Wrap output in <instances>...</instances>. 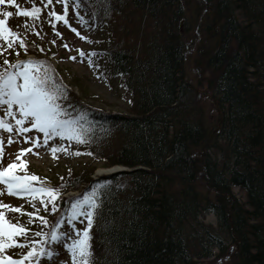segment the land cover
I'll return each instance as SVG.
<instances>
[{
	"label": "trees",
	"instance_id": "1",
	"mask_svg": "<svg viewBox=\"0 0 264 264\" xmlns=\"http://www.w3.org/2000/svg\"><path fill=\"white\" fill-rule=\"evenodd\" d=\"M185 2L87 0L78 10L72 6L87 22L80 20L85 27L102 23L110 12L118 13L124 23L136 24L137 13L146 21L142 49L138 43L128 46L114 40L97 51L108 60L106 73L127 76L126 88L132 94L128 115L107 113L76 97L62 74L40 58L39 52L47 49L41 46L43 37L58 41L57 29L63 26L48 18L54 2L47 9L41 0L5 5L4 11L14 13L5 19L21 33L24 53L36 54L35 61L43 62L40 71L48 69L63 86L66 98L58 103L69 113L65 118L78 120L85 130L89 142L69 141V148L74 146L79 156L104 167L128 169L93 178V168L57 180L52 185L59 189L55 213L40 206L23 209H40L32 217L31 233H50L76 199L106 184L91 230L93 264H196L231 248L233 264H264V0H200L201 7L193 13L199 17L204 7L197 63L204 66L202 73L211 75L206 80L213 117L200 107L198 93L185 76L186 42L179 26L192 18ZM34 6L42 7L38 20L16 15ZM149 19L157 22L158 32L148 30ZM33 39L40 40L42 51L30 47ZM47 53L56 54L50 47ZM235 188L244 192V201ZM68 191L78 193L61 196ZM207 214L215 216L216 226L203 222L201 216ZM40 216L48 220L47 226ZM28 219L20 218L23 223ZM32 239L38 251L54 245L44 235ZM45 261L41 258L40 264Z\"/></svg>",
	"mask_w": 264,
	"mask_h": 264
},
{
	"label": "snow or ice",
	"instance_id": "2",
	"mask_svg": "<svg viewBox=\"0 0 264 264\" xmlns=\"http://www.w3.org/2000/svg\"><path fill=\"white\" fill-rule=\"evenodd\" d=\"M56 2L62 4L63 14L56 13L53 8L48 12V18L50 21L54 18L55 21L67 25L69 4L73 6L74 10H78L81 4L86 3L87 0H56ZM100 2L103 4L104 0H100ZM6 3L19 7L16 0H0V6ZM41 4L43 9H47L49 5L53 4V0H41ZM42 7L34 6L31 10L20 11L16 15L29 17L32 21H36L42 12ZM77 15H79L78 11ZM92 15L94 16L96 13H92ZM13 16L12 11L0 9V67H3V70L0 71V113H2L0 115V186H3L0 187V196L8 195L24 198L28 204L35 208L36 205L33 201L37 200L40 194H46L48 202H40L44 203L45 211H48V203H51V211L55 213L59 210L55 203L59 196V189L49 187L41 181L40 177L34 174H27L28 164L22 157L32 153V148L21 149L15 153V160L10 161L6 166L4 165L5 156L10 155L4 151V133L9 134L6 141L8 146L12 143H19L18 137L20 136L24 137L25 143L31 141L34 147H46L49 141L55 138H59L61 141L68 139L69 141H75L77 144H86L89 141L78 120L65 118L69 116V113L58 103L60 99L66 98L62 91L63 86L55 80L48 69H45L44 72L40 71L43 62L18 60L12 63L7 59L8 49H12L16 56L20 55L19 51H16L17 46L27 49L24 40L20 38V34L8 27V21L5 18ZM80 20L87 23L83 20V17H80ZM23 27L30 30L32 25L24 24ZM53 27L55 28V24H53ZM72 30L76 31V29ZM81 39H84V37H81ZM80 55L84 56L85 53L81 52ZM92 55H96V53H92ZM72 59H75V57H72ZM33 130L43 134L42 143L39 137L24 135ZM13 132H15V136L12 135ZM48 150L53 158H57L56 154L58 152L72 156L82 154L80 152H70L62 144L53 146ZM33 154L39 155L38 153ZM20 171L25 172V175H18L17 173ZM35 181H40L41 186L35 187L33 184ZM105 187L106 184H98L91 192L82 198L76 199L71 204L68 214L62 215L56 224L52 225L50 233L42 231L31 233L29 226L33 222L32 217L40 209L37 208L35 213L24 212L23 206L5 204L0 200V264H25L26 261L28 264H33V262L34 264H40L41 258L52 261L54 257L60 255L57 249L43 246L38 251L34 246L37 242L32 239L33 235L37 237L47 236L49 238L47 243L63 247L70 255L71 264H93L91 230L97 210L100 209L103 203L101 195L102 189ZM29 197L31 199H28ZM7 213L19 215L9 217ZM25 215L29 218L27 223L20 220V217ZM81 217H83V220L80 219ZM39 220L45 226L49 223L43 216H40ZM74 221L80 223L87 221V223L81 230L76 228ZM65 222L70 226L69 230L58 232V227L63 226ZM15 249L20 251H12ZM25 249L28 250L24 251ZM10 252L11 254H9ZM59 264H65V262L60 261Z\"/></svg>",
	"mask_w": 264,
	"mask_h": 264
},
{
	"label": "rangeland",
	"instance_id": "3",
	"mask_svg": "<svg viewBox=\"0 0 264 264\" xmlns=\"http://www.w3.org/2000/svg\"><path fill=\"white\" fill-rule=\"evenodd\" d=\"M17 1V0H16ZM54 2L55 12L58 14H63V6L60 3H57L56 0ZM7 4V3H6ZM5 4V5H6ZM200 0H186V14L188 13V8L190 9V17L191 19H187V21L180 22V29L185 38L186 42V54H185V76L192 84L196 93H198V97L200 99V107L207 112L211 117L215 116V108L211 101L210 94L211 90L207 87V78L211 75L210 73L204 74L202 70L204 68L203 65H199L197 63L198 59V49L201 42V35L199 34V20L203 14H205L204 7L201 9V15L199 17H195V11L197 7H201ZM5 5L0 6V9L5 10ZM70 9V10H69ZM80 13L84 11L82 9L79 10ZM194 13V15H193ZM197 13V12H196ZM105 15V14H104ZM141 13H137V22L136 24L133 21H128L124 23L121 16L118 13L110 12L106 15V19L100 24H94L90 22L89 26L85 27L76 14V11H73L72 5L68 6L67 19L68 24L65 25L62 22L63 26H60L57 31L60 33L57 37L58 41L55 38H45L41 41L42 47L45 48V53L39 52L42 49L39 47L40 40L33 39L29 41L30 47L34 50H38L40 54V58L43 61L50 65L51 69L56 71L58 74H62V79L70 85V88L73 91V94L76 97L82 98L84 102L87 104L98 108L100 110H104L107 113L117 112L118 114L128 115L130 111H132V94L126 88V79L127 76L121 75H110L106 73V67L108 66L107 58L101 56L98 52H100L104 47L110 46L111 41H121L126 42V45L132 46L139 44L141 49L144 47L143 38V29L142 25L146 23V21L142 18ZM89 15L87 14L88 18ZM194 20V21H193ZM92 21V20H91ZM148 30L156 32V21L149 19L147 20ZM189 23V24H187ZM135 25V26H134ZM154 28V30H153ZM20 29V28H19ZM72 29H76L74 32ZM134 29V30H133ZM129 31V32H128ZM15 32L21 34L17 29ZM158 32V30H157ZM79 33V35H77ZM84 37V39H81ZM55 41H51L54 40ZM50 40V41H48ZM57 41V42H56ZM141 42V44H140ZM67 45V47H65ZM53 48L55 50V56L48 54V48ZM57 47V49H56ZM16 51H19L20 55L16 56L15 52L12 49H8V53H6L7 59L11 62L26 61V60H36V54H25L23 48L19 46L16 47ZM95 51L96 55H92V52ZM98 51V52H97ZM85 53L84 56H81L80 53ZM138 52V51H137ZM75 57V59H72ZM2 68V67H0ZM105 71V72H104ZM2 115V113H0ZM28 126V125H26ZM8 133H4L5 136V146L4 151L6 154L5 159L3 161L6 166L10 161L15 160V153L20 151L21 149L32 148V153H28L22 157L23 160L27 161V174H34L40 177L41 181L47 184L49 187L55 186L59 181H65L70 176L84 175L88 174L90 170L94 168L92 173V177L96 178L103 174L111 173L108 172L110 169L116 168L114 171H125L128 170L126 168L121 169V166H113V167H104L102 162H98L95 159H92L89 156H72L65 155L63 153H57L56 157L53 158L51 152L48 150L53 146H57L62 144L65 148H67L70 152H78L75 147H70L68 139H64L61 141L59 138H55L49 141L46 147H34L29 141L28 143L24 142V137H18L19 143H12L10 146L7 145V137ZM15 136V132L12 133ZM25 136L29 137H39L42 143L43 134L36 132L33 130L32 132L25 133ZM75 149V150H74ZM33 153H38L39 155H35ZM91 165V166H89ZM121 169V170H118ZM102 174H101V173ZM115 173V172H112ZM18 175H25V172L20 171L17 173ZM101 174V175H99ZM44 177H48L50 181H46ZM59 180V181H57ZM35 187H40V181L37 183L33 182ZM53 185V186H52ZM58 186V185H57ZM200 190L206 191V188L200 184ZM3 187V186H0ZM234 193L240 197L243 201L245 200L244 192L239 188H235ZM77 191H68L64 193L63 197L74 196L77 195ZM28 199H31L30 197ZM0 200H2L5 204H10L13 206H23V209L33 208L30 204L27 203V200L24 198L12 197L8 195L0 196ZM40 201L48 202V197L46 194H40L38 199L33 201L36 207L40 206L44 210V203ZM35 207V208H36ZM51 204L48 203V209L51 210ZM45 211V210H44ZM9 217L16 216L18 214L15 213H7ZM57 216V215H56ZM21 218V217H20ZM203 222L213 223L216 226V218L212 214L202 215L201 216ZM83 220V217L80 218ZM15 222V221H14ZM77 229H83L85 227L84 223H80L79 221H74ZM70 226L67 222L63 225L59 232H63L69 230ZM36 241V240H35ZM70 243V241H68ZM52 249H57L60 253L58 257H54L52 261L46 259L44 264H59L60 261L65 262V264H71V258L68 252L61 246L54 244ZM25 249L24 251H27ZM12 251L19 252V249H15ZM216 254L214 257L203 260L196 264H233V249L231 248L228 252L220 253V251H215ZM11 254V252L9 253ZM25 264H28L26 261ZM34 264V262H33Z\"/></svg>",
	"mask_w": 264,
	"mask_h": 264
},
{
	"label": "bare ground",
	"instance_id": "4",
	"mask_svg": "<svg viewBox=\"0 0 264 264\" xmlns=\"http://www.w3.org/2000/svg\"><path fill=\"white\" fill-rule=\"evenodd\" d=\"M115 169H116V168H113V169H110V170H115ZM110 170H109L108 172H111V173H112V172H116V171H110ZM100 173H101V172H100ZM101 174H102V173H101ZM101 174H99V175H101Z\"/></svg>",
	"mask_w": 264,
	"mask_h": 264
},
{
	"label": "water",
	"instance_id": "5",
	"mask_svg": "<svg viewBox=\"0 0 264 264\" xmlns=\"http://www.w3.org/2000/svg\"><path fill=\"white\" fill-rule=\"evenodd\" d=\"M121 169H123V168H121ZM121 169H118V170H121ZM110 171H114V170H110ZM117 171V170H116Z\"/></svg>",
	"mask_w": 264,
	"mask_h": 264
}]
</instances>
